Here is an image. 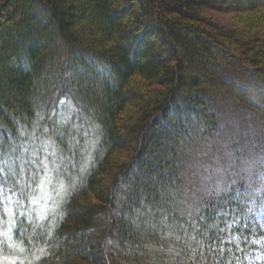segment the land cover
<instances>
[{"label":"trees","instance_id":"obj_1","mask_svg":"<svg viewBox=\"0 0 264 264\" xmlns=\"http://www.w3.org/2000/svg\"><path fill=\"white\" fill-rule=\"evenodd\" d=\"M210 9L264 0H0V191L20 203L0 251L41 244L31 264H264V202L247 206L251 154L264 152V30ZM63 100L99 127L85 170L81 135L48 123ZM34 129L71 184L52 231L29 212L42 172L15 160Z\"/></svg>","mask_w":264,"mask_h":264},{"label":"rangeland","instance_id":"obj_2","mask_svg":"<svg viewBox=\"0 0 264 264\" xmlns=\"http://www.w3.org/2000/svg\"><path fill=\"white\" fill-rule=\"evenodd\" d=\"M204 13H208L206 16L209 18H214L219 20L220 22H223L225 24L229 25H234L236 27L242 26L243 24L242 21L246 22L248 21L247 18L251 16H256L255 19L261 21L258 22V27L264 30V9H256L254 11L250 12H235V11H218L216 9H210L207 11H203ZM264 36V33H263ZM244 82H250L251 83V78L248 76H243V79L241 78ZM133 81L135 84L139 85L142 90L150 88L151 86H147L145 81L141 79L140 77H135L133 78ZM63 105L61 104V107H58L56 110V114L52 116V111L49 112L50 114V121L48 123H52L53 126H57L58 124H63L67 123L70 125L69 129L72 131V133H79L81 135L82 139V152H81V161H80V166L79 169L81 171V168L83 166L84 170L86 168V165L90 161V158L92 156V153L97 145V141L99 139V127L98 124L94 121L92 118L83 115V114H77L72 110V105L68 103L67 101L63 100ZM135 112L133 110V107L131 105H128L126 112L130 113ZM52 121V122H51ZM34 131V132H33ZM31 132L28 138L23 140L22 142V150L21 153L18 156H16L15 160L19 162V171L22 173L24 172L27 168L30 173H34L35 170L41 171L43 176L40 178L38 181L39 184L37 187H31L32 188V196L28 198L29 200V212L33 218L36 220H43L47 222V230H51L57 223V219H59L62 215V203L65 200L66 196L68 195V192L70 191L71 184L68 185L65 183L63 180H60L59 178H54V174L52 173L51 170H53V166L49 164V161H53L52 158L55 157L58 153L55 152L58 149H55L53 146H50L51 143L46 137H43L39 135L36 140V136L38 134L36 133L35 129ZM43 131H46L44 129ZM35 140V141H34ZM34 142H39L37 146L42 147V150L37 153V146L33 148V143ZM38 155H37V154ZM23 155H26L28 160H33L36 159L38 161V166H35V168H29L26 165V159ZM252 158L250 159V164L255 168V180L252 185L248 186L249 190L251 189L253 193H256L258 196H254V198H247V206H258L263 204L264 202V193H263V198L258 201V197L261 195L259 194V191L264 192V152L261 150H258L254 152V154H251ZM19 159V160H18ZM123 159V158H120ZM127 158L125 157L123 160H126ZM40 164V165H39ZM44 164L47 165V168H44ZM248 164V165H250ZM50 166L52 168H50ZM49 168V169H48ZM55 168V166H54ZM23 169V171H21ZM48 169V170H47ZM71 169H73L69 175H71L72 179L74 181L72 184L75 183L77 176L79 177L81 173H74L75 167L72 166ZM45 173H44V172ZM84 172V171H83ZM44 181L42 184L41 181ZM3 189V188H2ZM10 194H4V191H0V193H3L0 196V203L2 202L5 205V209H7V214L2 216V220H0V225H3L1 233L6 234V236H9V231L11 229V226L13 224L12 219H10V216L12 215V209L15 207V202L17 201V196H16V189H11ZM11 197V199H9ZM251 197V196H250ZM35 201V203H34ZM17 205H20L17 201ZM264 208L261 210L256 209L255 212H259L256 214V219L258 221H264ZM3 210V211H4ZM12 244L13 242L10 241ZM10 248L13 249L10 245ZM43 246L41 244L31 245L29 246L27 252H20V254L16 255L15 253H12V251L7 252H2L0 251V264H31L34 259L38 256V254H41ZM26 251V250H25ZM11 253V254H9ZM256 253V251H255Z\"/></svg>","mask_w":264,"mask_h":264},{"label":"snow or ice","instance_id":"obj_3","mask_svg":"<svg viewBox=\"0 0 264 264\" xmlns=\"http://www.w3.org/2000/svg\"><path fill=\"white\" fill-rule=\"evenodd\" d=\"M43 166H44L45 169L47 168V165H46V164H44ZM21 171H23V169H21ZM9 175H10V176H13V177L16 176V172H15V170L12 169L11 167L9 168ZM41 183L43 184L44 181L42 180ZM9 199H11V197H9ZM34 203H35V201H34ZM203 238H204L205 240H208V241L210 242L209 245H208V248H209V251H210V252L222 251V249H213V248L211 247V242H214V241H212V237L210 236V234H209L208 232H204V233H203ZM178 239H179V238H178ZM197 243L199 244V242H197ZM189 250L195 252V255L193 256V259H196L198 256H201V255H202V251L200 250L199 247H198L197 249H194V250H193V249H189Z\"/></svg>","mask_w":264,"mask_h":264}]
</instances>
